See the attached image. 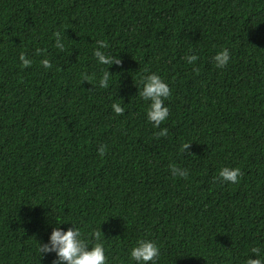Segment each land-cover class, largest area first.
<instances>
[{"label":"trees","instance_id":"16d2710c","mask_svg":"<svg viewBox=\"0 0 264 264\" xmlns=\"http://www.w3.org/2000/svg\"><path fill=\"white\" fill-rule=\"evenodd\" d=\"M150 74L171 92L158 128ZM59 223L100 231L107 264L148 239L158 264L264 256V0H0V264H53L39 243Z\"/></svg>","mask_w":264,"mask_h":264},{"label":"clouds","instance_id":"9594fccd","mask_svg":"<svg viewBox=\"0 0 264 264\" xmlns=\"http://www.w3.org/2000/svg\"><path fill=\"white\" fill-rule=\"evenodd\" d=\"M58 49H62L64 45L61 43L59 34H57L56 45ZM107 44L104 41H97V48L93 52V56L100 65H119L120 59L107 55L101 49H106ZM22 65L28 67L32 61L24 54L19 57ZM198 57L196 55H189L187 62L194 64ZM216 67L224 68L229 63L230 55L227 49L218 52L213 57ZM44 68H50L51 64L49 60L44 59L41 61ZM110 71L104 72L98 83L101 88H105L109 84ZM87 76L85 74V80ZM171 92L169 85L157 74H150L144 78L143 89L139 91V95L145 101H149L147 109V120L153 123L154 127H159L160 124L165 121L169 115V109L165 106V101L169 98ZM112 109L117 115H121L124 112V108L118 104L113 103ZM167 134L166 129H161L159 135L164 136ZM189 145L185 146L187 149ZM105 149L100 147L99 152L103 155ZM173 176L186 177L187 172L175 166L171 167ZM241 176L239 168L223 167L219 171V177L223 181H227L230 184L238 183ZM57 224V223H56ZM65 223H59L57 227L53 228L49 237L48 244L39 243L40 256L45 253H55V261L53 264H107V256L105 248L101 241L100 231L92 233L91 238L85 237L82 231L73 224V227L64 230L60 225ZM92 241H96L93 243ZM91 246V247H90ZM159 245L148 239L140 240L137 244L131 248L129 252V261L132 264H158V258L160 257ZM255 257V258H253ZM246 264H264V256L261 255L260 248H253L252 255L247 258Z\"/></svg>","mask_w":264,"mask_h":264}]
</instances>
